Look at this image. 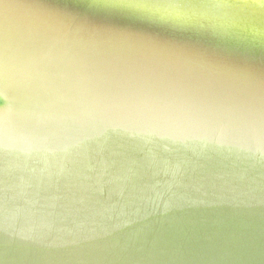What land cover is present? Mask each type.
I'll list each match as a JSON object with an SVG mask.
<instances>
[{"label": "water", "instance_id": "95a60500", "mask_svg": "<svg viewBox=\"0 0 264 264\" xmlns=\"http://www.w3.org/2000/svg\"><path fill=\"white\" fill-rule=\"evenodd\" d=\"M216 5L0 0V264H264V26Z\"/></svg>", "mask_w": 264, "mask_h": 264}, {"label": "snow or ice", "instance_id": "6c2138e0", "mask_svg": "<svg viewBox=\"0 0 264 264\" xmlns=\"http://www.w3.org/2000/svg\"><path fill=\"white\" fill-rule=\"evenodd\" d=\"M193 2L213 3L230 7H244L258 9L259 18L264 26V0H193Z\"/></svg>", "mask_w": 264, "mask_h": 264}, {"label": "clouds", "instance_id": "9594fccd", "mask_svg": "<svg viewBox=\"0 0 264 264\" xmlns=\"http://www.w3.org/2000/svg\"><path fill=\"white\" fill-rule=\"evenodd\" d=\"M216 6H219V7H227V5H216ZM172 7H175V6H172Z\"/></svg>", "mask_w": 264, "mask_h": 264}]
</instances>
